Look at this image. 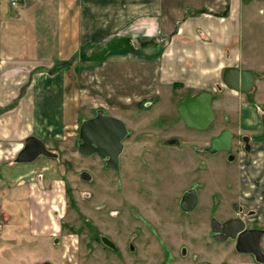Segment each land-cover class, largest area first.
<instances>
[{
	"label": "rangeland",
	"instance_id": "374dc122",
	"mask_svg": "<svg viewBox=\"0 0 264 264\" xmlns=\"http://www.w3.org/2000/svg\"><path fill=\"white\" fill-rule=\"evenodd\" d=\"M11 1L1 0L3 9H19ZM243 44L248 67L260 77L247 93L234 90L239 94H224L215 88V116L204 130L187 127L179 115L178 105L191 91L165 88L153 97L141 89L144 84L137 81L135 68L111 67L102 61L88 67L80 62V73L86 71L81 74L84 89L74 124L61 131L56 146L48 147L57 156H42L50 168L33 198L43 208H50V216L55 213L58 230L35 236L28 228L5 229L6 235L0 229V264H227L222 258L233 254L236 244L234 250L232 239H214L211 221L238 215L232 204L238 201L236 182L238 172L244 171L238 151L244 147L235 143L237 149L216 153L208 148L223 127L236 133L238 126L263 125L257 110L259 105L264 109L259 103L264 101V25L246 21ZM4 54L0 51V56ZM89 73L94 76L92 84H86ZM52 86L58 87V83ZM54 103L61 105L58 94ZM98 109L127 125L119 171L106 168L99 155L85 156L79 151L80 126ZM230 154L236 157L231 159ZM16 156L17 149L11 150L10 164L16 162ZM51 168L57 169V199L52 185L47 184L54 174ZM82 171H88L92 179H82ZM11 188L16 183H0V221L5 211L13 217L12 226L21 225L25 223V202L4 194ZM190 188L196 189L198 202L193 210L184 211L180 202ZM102 237L109 238L117 250Z\"/></svg>",
	"mask_w": 264,
	"mask_h": 264
},
{
	"label": "crops",
	"instance_id": "0c3cea01",
	"mask_svg": "<svg viewBox=\"0 0 264 264\" xmlns=\"http://www.w3.org/2000/svg\"><path fill=\"white\" fill-rule=\"evenodd\" d=\"M3 7L0 0V51L5 52L0 56V183H16L4 194L25 202L21 225L12 226L13 217L2 211L0 229L5 235V229L28 228L35 236L58 230L55 213L50 216V208L33 199L50 168L44 157L30 163L8 160L27 137L40 138L47 148L56 146L61 131L74 124L84 89L81 74L86 71L80 73V62L135 68L137 81L144 84L141 89L153 97L165 88L189 90L188 96L208 90L214 103L215 88L239 94L222 86L227 68L250 69L243 48L245 22L264 25V0H18L16 11ZM87 78L86 84L94 82L93 74ZM57 94L59 107L54 103ZM260 107L257 113L262 116ZM252 127L235 130L248 135L251 145L238 152L244 171L238 172L235 192L238 203L250 211L241 213L247 223L264 230V138L259 137L264 124ZM225 128L235 133L231 127L221 130ZM51 169L47 184L57 199V169ZM261 247L264 252V234ZM223 258L227 264H264L236 250Z\"/></svg>",
	"mask_w": 264,
	"mask_h": 264
},
{
	"label": "water",
	"instance_id": "95a60500",
	"mask_svg": "<svg viewBox=\"0 0 264 264\" xmlns=\"http://www.w3.org/2000/svg\"><path fill=\"white\" fill-rule=\"evenodd\" d=\"M259 77L260 73L255 70L229 67L224 71L223 81L232 89L247 93L253 89L254 81ZM178 112L187 127L199 130L208 128L215 116L213 93L203 90L187 97L178 105ZM262 121L264 124V114ZM128 133L127 125L122 119L106 114L103 109H98L94 117L83 120L79 129L78 148L85 156L99 155L104 159L106 168L119 171L120 156L124 150V140ZM231 138V131L224 129L211 139L208 151L216 153L221 150H230ZM245 140L247 141L248 137H245ZM246 149H250L249 144ZM40 156L56 157L57 154L49 150L40 138L29 136L25 139L24 146L18 152L15 161L30 163ZM80 176L86 181L92 179L88 171H82ZM196 205V190L190 189L182 198L181 208L184 211H191ZM212 230L215 233L214 239L218 241L234 239L238 252L251 254L258 262H264V252L261 247L263 229L247 228L243 218L235 217L223 223L213 218ZM102 240L106 245L117 250L116 245L109 238L102 237Z\"/></svg>",
	"mask_w": 264,
	"mask_h": 264
},
{
	"label": "flooded vegetation",
	"instance_id": "af4514ba",
	"mask_svg": "<svg viewBox=\"0 0 264 264\" xmlns=\"http://www.w3.org/2000/svg\"><path fill=\"white\" fill-rule=\"evenodd\" d=\"M226 129V128H225ZM224 130V129H223ZM223 130H221V131H223ZM220 131V132H221ZM219 132V133H220ZM218 133V134H219ZM232 133V132H231ZM215 136V135H214ZM213 136V137H214ZM212 137V138H213ZM245 137H248L247 135H238V134H236V133H232V138H231V148H233V147H235V143H238V144H241V145H243V149H242V151H246L247 149H246V146L249 144L250 145V139H249V137H248V140L246 141L245 140ZM211 138V139H212ZM210 143H211V141H210ZM230 148V149H231ZM250 148H251V145H250ZM235 149H237L236 147H235ZM239 149V148H238ZM250 150V149H249ZM221 151H225V150H221ZM239 152V151H238ZM233 156H235V154H230V157L229 158H235V157H233ZM190 189H195V188H190ZM189 189V190H190ZM196 190V189H195ZM188 191V190H187ZM187 191H185V192H187ZM197 193V192H196ZM185 194V193H184ZM184 194H183V196H182V198L184 197ZM181 201H182V199H181ZM197 202H198V196H197ZM233 208L234 209H236V211L238 212V215L236 216V217H241V218H243V220L245 221V223H246V226H247V228H259V229H262V228H260V227H256V226H251L250 224H248L247 223V221L244 219L245 217L241 214V213H243V212H250L249 210H247L246 211V209H244V206L243 205H241V203H238V201H234L233 202ZM180 206H181V202H180ZM240 214V215H239ZM231 218H235V217H231ZM231 218H228V219H231ZM227 219V220H228ZM224 221H226V220H223V221H220V222H224ZM211 228H212V221H211ZM214 235H215V233H213V237H214ZM262 238H263V236H262ZM229 239H231V238H228L227 240H229ZM227 240H225V241H227ZM232 241H235V244H236V240H234V239H232ZM261 242H262V240H261Z\"/></svg>",
	"mask_w": 264,
	"mask_h": 264
},
{
	"label": "built area",
	"instance_id": "2783aa9c",
	"mask_svg": "<svg viewBox=\"0 0 264 264\" xmlns=\"http://www.w3.org/2000/svg\"><path fill=\"white\" fill-rule=\"evenodd\" d=\"M11 2H12L13 5H16L18 0H12Z\"/></svg>",
	"mask_w": 264,
	"mask_h": 264
}]
</instances>
